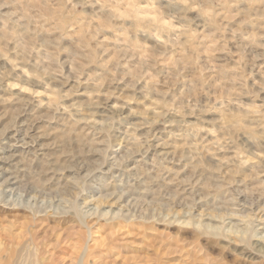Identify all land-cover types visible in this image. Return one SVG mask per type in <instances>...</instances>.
Segmentation results:
<instances>
[{"label": "rangeland", "instance_id": "374dc122", "mask_svg": "<svg viewBox=\"0 0 264 264\" xmlns=\"http://www.w3.org/2000/svg\"><path fill=\"white\" fill-rule=\"evenodd\" d=\"M48 263L264 264V0H0V264Z\"/></svg>", "mask_w": 264, "mask_h": 264}, {"label": "bare ground", "instance_id": "6f19581e", "mask_svg": "<svg viewBox=\"0 0 264 264\" xmlns=\"http://www.w3.org/2000/svg\"><path fill=\"white\" fill-rule=\"evenodd\" d=\"M52 260V259H51ZM48 264H52V263H48Z\"/></svg>", "mask_w": 264, "mask_h": 264}]
</instances>
